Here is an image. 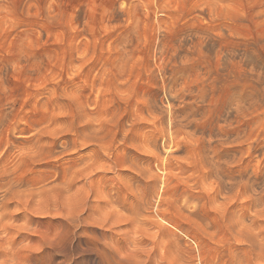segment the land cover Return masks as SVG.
Listing matches in <instances>:
<instances>
[{
	"label": "rangeland",
	"instance_id": "1",
	"mask_svg": "<svg viewBox=\"0 0 264 264\" xmlns=\"http://www.w3.org/2000/svg\"><path fill=\"white\" fill-rule=\"evenodd\" d=\"M248 1L0 0V59L17 61L18 55L41 52L48 54L50 67L60 70L64 64L72 71L96 61L105 77L101 120L110 130L101 142L103 159L81 162L72 187L53 182V188L41 190L27 184H6L13 176L12 163L23 164L40 144L28 141L33 135L11 132L17 147L11 150L8 162L0 163V264H18L24 257L29 261L23 264H264V247L250 245L245 236L263 232L264 218L258 217L255 223L237 220L243 211L240 203L247 197L237 202L234 193L227 194L228 198L231 195L227 200L218 196L215 177L202 176L200 146L195 144L192 129L174 132L173 128L176 144H169L172 151L167 153L164 148L171 140L167 115L159 109L149 111L143 97L130 83H124L130 65L137 64L141 70L151 65L149 45L158 37V25L170 26L172 20L183 24L191 18V8L201 3L214 18L224 21L231 15H244L252 2ZM250 12L260 21L242 31H264V0H256ZM132 27L138 39L125 48L121 36ZM78 47H87L89 53L79 50L80 55L69 56ZM93 107L89 109L94 111ZM61 149L59 144L53 160L66 163L76 156L70 145ZM79 150L83 155L93 147ZM33 164L34 171L42 170L37 162ZM161 168H165L164 178Z\"/></svg>",
	"mask_w": 264,
	"mask_h": 264
},
{
	"label": "bare ground",
	"instance_id": "2",
	"mask_svg": "<svg viewBox=\"0 0 264 264\" xmlns=\"http://www.w3.org/2000/svg\"><path fill=\"white\" fill-rule=\"evenodd\" d=\"M248 2L252 4H249L244 15H231L230 18H223L224 21L220 18L223 22L213 17L208 6L204 8L202 3L197 6L192 3L195 8L190 7L191 18L185 22L183 20V24L174 20L170 26L159 23L158 37L149 45H152L149 54L151 65L147 67L146 60L148 63L150 61L146 56L147 68L144 70L132 63L125 71L127 77L124 82L127 85L130 83L139 97H143L147 109H159L167 115L166 128L171 136L167 149L164 148L167 153L170 154L171 145H174L173 128L176 129L174 132L184 128L192 129L198 141L195 144L199 143L200 146L198 159L201 161L200 167L204 169L202 176L215 177L212 178L218 184V196L220 194L227 200L231 195L230 198L226 195L234 193L236 201L247 197L245 203H240V210H243L237 217L240 223L244 219L255 223L258 217L264 218V31H242L247 26H256L260 21L250 12L256 0ZM115 13L116 11L112 12V16ZM126 16L127 19L130 17L128 13ZM146 25L147 23L144 27ZM132 28L133 30H126L121 36V43L125 48L138 39V34H135L137 30ZM86 48L78 47L75 52L70 51L69 56L80 55L79 50L81 54H88L89 50ZM17 59H0V163L8 162L11 150L17 147L16 140L11 136L13 131H18L21 135H33L28 141L35 140L40 144L28 160L24 159L23 164L17 161L12 163L10 172L13 176L6 184L9 187L27 184L36 190L44 189L45 186L51 189L55 185L53 182H58L57 185L64 188L72 187L80 175L81 162L89 161L92 164L103 159L101 142L107 132H110L109 126L106 127L107 123L102 121V86L105 84L102 67L98 68L95 61L87 67L82 66V63L78 70L72 71V68L64 64L58 70L57 67H50L48 54L41 52H26L18 55ZM15 70L18 74L16 78V74L13 75ZM137 77L139 79L135 80ZM91 106H94V111L89 109ZM94 117L97 119L93 120ZM168 136L169 134L166 137ZM58 143L62 149L70 145L76 150V156L66 163L53 160L56 157L54 153L60 150H57ZM88 145L93 147L91 153L79 154V149ZM178 148L182 149L181 146ZM34 162L40 165L41 171L33 170ZM114 162L116 166L117 162ZM160 170L164 174L159 175L164 178L165 168ZM258 232L245 236L250 245L262 248L264 231ZM20 261L18 264H23L22 262L29 261V257Z\"/></svg>",
	"mask_w": 264,
	"mask_h": 264
}]
</instances>
